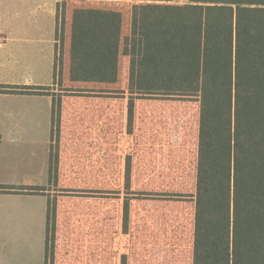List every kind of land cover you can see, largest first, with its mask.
I'll list each match as a JSON object with an SVG mask.
<instances>
[{"label": "trees", "instance_id": "16d2710c", "mask_svg": "<svg viewBox=\"0 0 264 264\" xmlns=\"http://www.w3.org/2000/svg\"><path fill=\"white\" fill-rule=\"evenodd\" d=\"M172 1L58 6L46 264H264V0Z\"/></svg>", "mask_w": 264, "mask_h": 264}, {"label": "crops", "instance_id": "0c3cea01", "mask_svg": "<svg viewBox=\"0 0 264 264\" xmlns=\"http://www.w3.org/2000/svg\"><path fill=\"white\" fill-rule=\"evenodd\" d=\"M62 1L0 0V264L28 258L30 240L39 241L37 264L46 263L49 191L21 188L49 187ZM29 88L45 90L13 92Z\"/></svg>", "mask_w": 264, "mask_h": 264}, {"label": "rangeland", "instance_id": "374dc122", "mask_svg": "<svg viewBox=\"0 0 264 264\" xmlns=\"http://www.w3.org/2000/svg\"><path fill=\"white\" fill-rule=\"evenodd\" d=\"M62 3V2H61ZM164 3V2H163ZM171 4H179V5H185V4H191V0H173L171 2ZM58 41V40H57ZM60 45V41H58V46ZM59 55V52H58ZM57 55V56H58ZM58 91H59V87L58 84H55V93H53V95L55 94L56 96H58ZM57 132V131H56ZM56 132L55 133V137L52 139V148H51V152H53V157L57 152V148H58V143L56 141ZM39 147V145H36L35 148ZM54 172H56V169L54 170ZM55 187V186H54ZM46 189L49 191V198L51 200V198H53L54 193L52 192L53 190V186H49L46 187ZM36 209L38 211V204H36ZM36 215H38V213H36ZM26 243H28L30 245V248L28 250V258L22 259L20 258L18 260L19 264H29L30 263V259L31 257L33 258V260L35 259V263H38V240H30V241H25ZM25 254V251L23 249L19 250V257H22V255ZM46 262V261H45ZM46 264V263H45Z\"/></svg>", "mask_w": 264, "mask_h": 264}]
</instances>
